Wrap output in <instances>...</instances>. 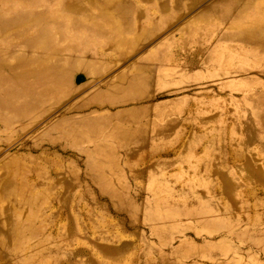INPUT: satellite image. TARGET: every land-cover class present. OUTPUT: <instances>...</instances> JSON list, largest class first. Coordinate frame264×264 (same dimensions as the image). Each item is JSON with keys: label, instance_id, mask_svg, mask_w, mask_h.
I'll return each instance as SVG.
<instances>
[{"label": "rangeland", "instance_id": "rangeland-1", "mask_svg": "<svg viewBox=\"0 0 264 264\" xmlns=\"http://www.w3.org/2000/svg\"><path fill=\"white\" fill-rule=\"evenodd\" d=\"M160 1L176 19L174 45L158 49L118 32L108 47L104 17L73 9L83 0H0V264H264V139L247 153L232 133L264 112V0ZM159 53L185 68L195 59L201 74L154 79L142 59ZM160 114L178 127L167 142L152 138L168 124ZM140 133L149 144L132 142ZM192 134L226 146L233 179L247 156L256 175H238L227 197L218 177L175 165ZM152 181L180 207L189 187L204 188L241 222L212 236L188 216L154 218Z\"/></svg>", "mask_w": 264, "mask_h": 264}, {"label": "crops", "instance_id": "crops-1", "mask_svg": "<svg viewBox=\"0 0 264 264\" xmlns=\"http://www.w3.org/2000/svg\"><path fill=\"white\" fill-rule=\"evenodd\" d=\"M84 2V3H83ZM82 3H73L76 10H80L81 14H89L90 11H96L99 16H103L105 22L104 28H99V32H96L98 35L109 36L106 44L108 47L116 46L112 43L114 32L118 33H132L133 38L124 39L123 41L128 45L135 48H165L174 45L175 39L168 35L167 32H171V28L174 25L176 15L174 10L170 7L171 4L168 1L161 2L160 0H83ZM91 13V12H90ZM175 15V17H174ZM175 18V19H174ZM162 33H165L162 36ZM122 41V40H121ZM182 44V43H179ZM177 45V44H176ZM159 52V51H158ZM196 57H199L197 55ZM197 59V58H196ZM174 60V59H173ZM162 61V62H161ZM160 68L158 70L153 69L154 63H160ZM191 62L193 65L191 67H181V63L174 61H165L161 53L156 54V56L144 57L142 59V64H144L147 69H151L150 72L154 79L159 78L158 73L162 77H167L168 79H176L180 76H188L189 74H201L199 67L195 68L200 62H196L195 59L188 61L187 64ZM184 64V62H182ZM156 71V76H154V71ZM158 72V73H157ZM145 75H141L137 82H135L132 87H135L138 94V100H140V95H146L145 90L148 89L146 84L147 81ZM95 101L104 104L109 101L108 91L102 90L97 93L94 97ZM264 115V112L258 111L252 115V119L247 120L243 123V127L240 125H233V134L240 135L243 133L245 138L242 143L239 142V145L243 146L244 150L249 153L254 150V146L258 141H263L264 139V124L261 120V116ZM167 120L168 124L164 129H159L160 125L156 124L158 127L156 132H154L152 138H164V142H167L168 139H171L175 131L177 132V125L175 120L169 118V116H158L157 120ZM170 119L171 121H169ZM211 122V123H210ZM217 119L210 121L209 119L202 122V125L210 130L213 123H217ZM214 132V129H211ZM235 135V136H238ZM117 137H119V140ZM129 138L128 134H120L114 136L112 142H125V139ZM178 136H175L176 139ZM173 139V140H174ZM158 140V139H156ZM161 140V139H159ZM132 142L138 144V146H143L149 144L148 139L146 140L143 133L136 134L135 140ZM184 155H181L175 161V165H189L194 172L206 176V180L209 179V176L218 177L221 180L222 191L227 197H230L234 187L240 182L238 175L244 176L245 179L251 180L257 173L256 167L254 166V158L251 156L246 157V161L242 164L234 162V168L236 167V176L234 179L232 173L226 174L225 170V149L224 144L218 145L216 141H207V139L202 136L195 134L191 135V138H188L185 143ZM205 148V152L203 149ZM202 150L203 153H200ZM238 155L241 156L240 150L237 151ZM116 159V158H115ZM174 165L173 163L166 161L159 163L160 166L165 167V165ZM162 170V169H161ZM192 173V172H191ZM156 175H165L164 172L160 171V174L155 173ZM213 180V179H212ZM152 188L155 193V203L157 211L153 212V217L157 219H162L166 222H171L173 218H179L182 216H188L191 219L196 220L202 225H207V233L212 236H216L219 233H232L233 228L240 224V217L237 216L236 221H230V211L227 209L219 208L215 204L211 203L205 194L201 193L204 191V188H198L194 190L188 189L189 192L181 196L186 200V205L180 207L175 206L173 202L169 203L168 200H165L161 192L164 191L165 186H162V183L159 184L157 181H152ZM249 184H252V181H247ZM217 185V184H215ZM240 185V184H238ZM210 186V184H209ZM212 186V183H211ZM212 188V187H211ZM187 191V190H186ZM237 208V207H235ZM231 212L233 213L232 209ZM231 213V214H232ZM156 219V220H157ZM234 233V232H233ZM248 240V239H247Z\"/></svg>", "mask_w": 264, "mask_h": 264}]
</instances>
